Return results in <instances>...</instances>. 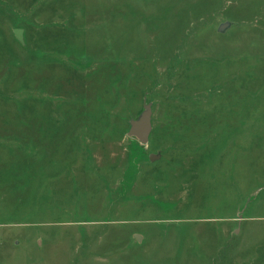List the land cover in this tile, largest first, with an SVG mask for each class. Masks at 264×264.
<instances>
[{"label":"rangeland","instance_id":"rangeland-1","mask_svg":"<svg viewBox=\"0 0 264 264\" xmlns=\"http://www.w3.org/2000/svg\"><path fill=\"white\" fill-rule=\"evenodd\" d=\"M0 264H264V0H0Z\"/></svg>","mask_w":264,"mask_h":264},{"label":"water","instance_id":"water-1","mask_svg":"<svg viewBox=\"0 0 264 264\" xmlns=\"http://www.w3.org/2000/svg\"><path fill=\"white\" fill-rule=\"evenodd\" d=\"M232 24L233 22L231 21L223 22L220 24L218 31L223 33ZM15 34L18 40L24 42L22 30L19 29L16 30ZM151 131H152V108H151V104H146L145 110L142 112V114L137 119L131 121V128L129 130L128 135L132 137H136L142 144H147L150 138ZM159 155L160 154L157 155L151 154L150 160H155L156 158L159 157Z\"/></svg>","mask_w":264,"mask_h":264}]
</instances>
